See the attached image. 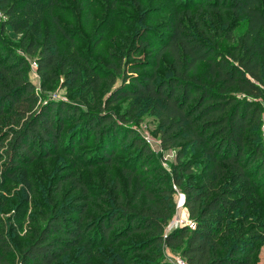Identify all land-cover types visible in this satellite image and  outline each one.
Instances as JSON below:
<instances>
[{
    "label": "trees",
    "instance_id": "16d2710c",
    "mask_svg": "<svg viewBox=\"0 0 264 264\" xmlns=\"http://www.w3.org/2000/svg\"><path fill=\"white\" fill-rule=\"evenodd\" d=\"M172 1L183 10L243 17L245 31L236 36L232 21L217 29L233 47L229 54L205 32L176 25L168 33L146 32L142 39L157 37L158 47L144 64L134 62L126 73L108 65L101 70L91 59L60 51L59 36L70 45L75 41L55 17L40 33L45 11L60 8L57 0H0V117H12L17 128L0 136L2 177L20 178L31 189L27 168L34 161L60 151L72 156L76 144L91 140L96 154L81 168L115 165L126 181L123 195L116 184V195L102 194L94 203L87 184L65 176L63 182L80 191L72 209L50 215L22 249L18 264H175L165 247L186 264H255L264 238V0ZM6 28L21 36L20 48L35 58L42 89L61 76L69 89H97L109 79L108 105L152 103L162 146H183L171 173L160 167L143 172L150 150L127 125L135 119L39 100L28 79V60L4 44ZM139 43L136 55L150 49ZM164 55L172 69L159 78L156 69ZM115 76L121 82L113 89ZM121 152L135 153L115 161ZM173 187L181 190L192 227L165 229L176 208ZM11 254L0 234V264H8Z\"/></svg>",
    "mask_w": 264,
    "mask_h": 264
},
{
    "label": "rangeland",
    "instance_id": "374dc122",
    "mask_svg": "<svg viewBox=\"0 0 264 264\" xmlns=\"http://www.w3.org/2000/svg\"><path fill=\"white\" fill-rule=\"evenodd\" d=\"M57 1L60 8H53L50 12L45 11L40 33L43 34L51 24L52 17H55L75 41L73 45H70L59 36L61 52L67 51L91 59L99 67L108 65L120 67L122 70L124 68L125 73L134 62L144 64L151 51L158 47L157 37L154 39L152 36H146L142 39L146 32L156 35L168 33L172 25L183 27L193 33L196 31L205 32L206 35L215 39L221 53L229 54L233 47L226 43V38L219 35L220 32L217 29L222 27L225 22L232 21L236 36H241L245 31L243 17L232 19L229 12L223 14L206 10H183L172 0ZM51 27L52 31H55L53 26ZM37 37H40V34H37ZM3 40L7 47L28 60V79L35 86L39 100L64 101L88 112H97L103 109L104 112L118 120L120 118L130 119V117L135 119V122H128L127 125L143 139L150 150V155L145 156L149 168L143 172L160 167L171 173L172 166L176 164L178 152L183 149V146L180 144L165 148L162 146L158 120L152 103L122 100L108 105L107 98L112 90V88L109 89L111 83L109 79L102 81L97 89L87 86L69 89L63 85L61 76L57 82L42 89L37 68L32 67L35 58L27 56L20 48L21 36L6 28ZM140 41L149 45L150 49L143 48L136 55ZM171 64V58L164 55L158 63L157 76L159 78L166 77L172 69ZM102 67L101 70H103ZM109 73H113V71L110 70ZM120 82V77L115 76L113 89L117 88ZM15 129H17L16 123L12 117H0V136L5 131ZM260 130L264 139V114ZM3 143H6V140ZM2 151L0 148V153ZM134 153L121 152L115 155L114 160L126 161ZM95 154L93 143L90 140L82 147L76 144L72 156L60 151L48 160L34 161L27 168L31 189L25 188L20 178L8 180L3 178L0 172V219L3 221L0 234L6 237L12 248V254L7 257L8 264H18L22 249L32 242L35 233L52 213L58 212L62 208L63 211L72 209L73 200L80 194V191L73 188L71 181L64 183L65 176H70L72 179L78 178L79 181L87 184L94 195V203L102 194L116 195L118 191L114 190L116 184L122 187L121 194L126 190L125 178L115 165L95 166L93 163L95 166L93 169L81 168L82 164L90 161V158ZM186 155L190 157L188 152ZM58 184H60V190L56 192L55 186ZM173 188L175 189L176 208L172 218L165 225L166 230L180 222L186 221L188 224L192 222L184 208L181 190L177 187ZM76 254V252L71 253L67 260H73ZM164 254H167L173 263L180 258L178 254L166 247ZM254 259L255 264H264V238L258 246Z\"/></svg>",
    "mask_w": 264,
    "mask_h": 264
},
{
    "label": "built area",
    "instance_id": "2783aa9c",
    "mask_svg": "<svg viewBox=\"0 0 264 264\" xmlns=\"http://www.w3.org/2000/svg\"><path fill=\"white\" fill-rule=\"evenodd\" d=\"M32 67L33 68H37V65H36V62L35 63H32ZM180 225H186V226H189V227H192L193 226V223L190 222L189 224L185 221V222H180L178 225L176 226H180ZM175 227V226H174ZM173 228V227H171ZM169 230V229H168ZM175 264H186L182 259H178L177 261H175Z\"/></svg>",
    "mask_w": 264,
    "mask_h": 264
}]
</instances>
